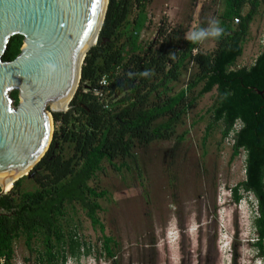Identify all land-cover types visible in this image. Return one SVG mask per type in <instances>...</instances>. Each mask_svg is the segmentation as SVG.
Segmentation results:
<instances>
[{"label": "trees", "instance_id": "obj_1", "mask_svg": "<svg viewBox=\"0 0 264 264\" xmlns=\"http://www.w3.org/2000/svg\"><path fill=\"white\" fill-rule=\"evenodd\" d=\"M145 1L109 0L99 40L85 57L69 110L52 112L51 144L30 171L37 188L22 190L24 176L0 195V264L12 263L14 242L20 238L36 253L38 264H67L91 253L93 246L74 223L77 206L100 230L105 260L121 264L119 244L106 235L99 216L100 200L107 192L90 181L104 161L116 171L133 167L141 175L138 151L173 138L188 111L214 88L217 95L209 109L206 135L221 123L222 140H233L232 157L246 152V179L231 192L236 203L242 200V191L256 197L254 245L264 258V94L257 92L264 89V50L251 66L234 68L263 0H222L220 26L225 34L215 40L211 52L184 38L188 28L165 21L156 40L143 42L141 33L149 22ZM135 5L140 10L132 20ZM23 39L12 37L4 60L18 56ZM145 71L152 75L141 76ZM188 71L185 87L176 91L175 83ZM103 79L106 85L101 84ZM11 96L17 106L18 91Z\"/></svg>", "mask_w": 264, "mask_h": 264}, {"label": "rangeland", "instance_id": "obj_2", "mask_svg": "<svg viewBox=\"0 0 264 264\" xmlns=\"http://www.w3.org/2000/svg\"><path fill=\"white\" fill-rule=\"evenodd\" d=\"M145 2L149 22L141 33L143 42L158 38L162 21L188 28V32L209 18L220 21L222 0ZM139 10L133 6L130 19ZM200 48L211 52L216 41L206 40ZM243 48L234 68L251 66L264 50V0ZM190 72H184L175 83L176 91L185 87ZM216 95L214 88L201 96L173 138L155 141L138 151L141 175L133 167L116 171L104 161L102 170L90 181V185L107 192L100 200L99 216L106 235L119 244L121 264H235L236 255V264H264L254 245L256 197L242 191V200L236 203L231 192L246 179V152L232 157L233 140H222L221 123L206 135L211 121L209 109ZM36 188L31 175H27L22 190ZM76 213L74 223L93 249L67 264H110L101 254L100 230L79 206ZM14 251L11 264H38L36 253L27 248L24 238L14 242Z\"/></svg>", "mask_w": 264, "mask_h": 264}, {"label": "water", "instance_id": "obj_3", "mask_svg": "<svg viewBox=\"0 0 264 264\" xmlns=\"http://www.w3.org/2000/svg\"><path fill=\"white\" fill-rule=\"evenodd\" d=\"M108 4L109 0H0V195L30 175L47 152L54 132L52 112L69 110ZM16 35L24 37L21 52L12 61L4 60ZM257 92L264 94V89Z\"/></svg>", "mask_w": 264, "mask_h": 264}, {"label": "clouds", "instance_id": "obj_4", "mask_svg": "<svg viewBox=\"0 0 264 264\" xmlns=\"http://www.w3.org/2000/svg\"><path fill=\"white\" fill-rule=\"evenodd\" d=\"M225 34V30L220 26V21L215 17L209 18L207 21L206 27H197L194 30L186 33L185 39L192 44H200L206 40H218ZM50 68L54 66L49 65ZM132 73H129V76H132ZM143 77H150L152 73L150 71H145L140 73Z\"/></svg>", "mask_w": 264, "mask_h": 264}, {"label": "built area", "instance_id": "obj_5", "mask_svg": "<svg viewBox=\"0 0 264 264\" xmlns=\"http://www.w3.org/2000/svg\"><path fill=\"white\" fill-rule=\"evenodd\" d=\"M236 21H239V20H236ZM101 84H102V85H106V84H107L106 80L103 79V80L101 81ZM95 94H97V95H101L102 92H101L100 90H95ZM106 107H108V106H106Z\"/></svg>", "mask_w": 264, "mask_h": 264}, {"label": "bare ground", "instance_id": "obj_6", "mask_svg": "<svg viewBox=\"0 0 264 264\" xmlns=\"http://www.w3.org/2000/svg\"><path fill=\"white\" fill-rule=\"evenodd\" d=\"M11 183L8 185L7 190H10L11 189V186H12Z\"/></svg>", "mask_w": 264, "mask_h": 264}]
</instances>
